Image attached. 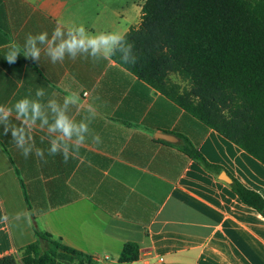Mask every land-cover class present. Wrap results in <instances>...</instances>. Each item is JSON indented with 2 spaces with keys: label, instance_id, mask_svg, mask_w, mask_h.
Segmentation results:
<instances>
[{
  "label": "crops",
  "instance_id": "0c3cea01",
  "mask_svg": "<svg viewBox=\"0 0 264 264\" xmlns=\"http://www.w3.org/2000/svg\"><path fill=\"white\" fill-rule=\"evenodd\" d=\"M147 1L0 0V259L43 232L97 264H122L127 243L140 250L130 264H264V216L232 187L264 199L262 162L117 64L112 50L52 61L50 49L81 25L90 36H124ZM60 113L75 125L70 138L52 130ZM182 137L218 171L184 153Z\"/></svg>",
  "mask_w": 264,
  "mask_h": 264
},
{
  "label": "trees",
  "instance_id": "16d2710c",
  "mask_svg": "<svg viewBox=\"0 0 264 264\" xmlns=\"http://www.w3.org/2000/svg\"><path fill=\"white\" fill-rule=\"evenodd\" d=\"M124 36L112 60L264 164V0H148L141 24ZM182 142L190 158L218 171L188 139ZM232 187L264 216L259 194L236 180ZM36 234L35 243L0 264H97ZM139 256V246L127 243L119 261Z\"/></svg>",
  "mask_w": 264,
  "mask_h": 264
},
{
  "label": "clouds",
  "instance_id": "9594fccd",
  "mask_svg": "<svg viewBox=\"0 0 264 264\" xmlns=\"http://www.w3.org/2000/svg\"><path fill=\"white\" fill-rule=\"evenodd\" d=\"M61 35V29L59 27H56L53 32V41L56 37H59ZM46 36L47 33L42 32L39 35V40L41 42H44ZM123 40H126V37L116 33H102L100 35L91 36L87 35L83 25H81V27L77 29L75 33L69 32L68 39L63 40L57 46L51 48L49 54L52 57L53 63H55L57 59L63 61V57L66 51L71 53L73 58L77 50L87 51L88 49H91L93 54H95L101 48H104L107 51H111L119 42ZM29 42L34 44V41H32L31 38L29 39ZM129 46L131 47V45ZM31 55L33 58H37L39 56V50L34 49ZM6 60L11 64L14 62V57H6ZM17 107L19 108L20 112H26L27 101H21L17 104ZM39 108V104L32 105L34 116L39 115ZM74 129L75 125L63 113L58 114L56 122L52 127V130H59L65 137L69 138L72 136ZM80 130L86 131V126L81 125ZM13 135H16L15 131L13 132ZM80 138L83 139V137ZM52 151H55V145H53Z\"/></svg>",
  "mask_w": 264,
  "mask_h": 264
},
{
  "label": "water",
  "instance_id": "95a60500",
  "mask_svg": "<svg viewBox=\"0 0 264 264\" xmlns=\"http://www.w3.org/2000/svg\"><path fill=\"white\" fill-rule=\"evenodd\" d=\"M88 107H91L90 105H87ZM161 138L166 140V141H169V142H172V143H177L179 142V139L176 138V137H173V136H170V135H161ZM221 179H223L224 181L228 182V183H231V179L226 175V174H222L221 175Z\"/></svg>",
  "mask_w": 264,
  "mask_h": 264
},
{
  "label": "built area",
  "instance_id": "2783aa9c",
  "mask_svg": "<svg viewBox=\"0 0 264 264\" xmlns=\"http://www.w3.org/2000/svg\"><path fill=\"white\" fill-rule=\"evenodd\" d=\"M87 94H85V96H86ZM93 261H95V262H101V260L100 259H97V258H93ZM102 262H104V263H106V264H119V263H117V262H115V261H113L111 258H109V257H107V258H105Z\"/></svg>",
  "mask_w": 264,
  "mask_h": 264
},
{
  "label": "rangeland",
  "instance_id": "374dc122",
  "mask_svg": "<svg viewBox=\"0 0 264 264\" xmlns=\"http://www.w3.org/2000/svg\"><path fill=\"white\" fill-rule=\"evenodd\" d=\"M172 79H173L174 81H176V82H180V80H179L176 76H172ZM182 85L184 86V85H186V84L182 83Z\"/></svg>",
  "mask_w": 264,
  "mask_h": 264
}]
</instances>
